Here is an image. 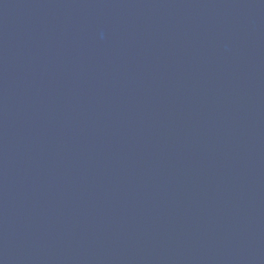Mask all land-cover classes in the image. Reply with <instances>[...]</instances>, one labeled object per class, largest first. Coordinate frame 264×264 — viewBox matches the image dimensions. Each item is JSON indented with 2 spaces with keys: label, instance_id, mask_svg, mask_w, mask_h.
I'll list each match as a JSON object with an SVG mask.
<instances>
[{
  "label": "water",
  "instance_id": "1",
  "mask_svg": "<svg viewBox=\"0 0 264 264\" xmlns=\"http://www.w3.org/2000/svg\"><path fill=\"white\" fill-rule=\"evenodd\" d=\"M0 264H264V0H0Z\"/></svg>",
  "mask_w": 264,
  "mask_h": 264
}]
</instances>
